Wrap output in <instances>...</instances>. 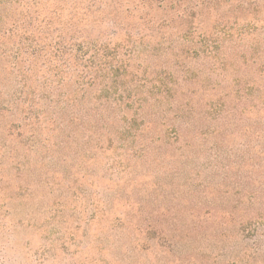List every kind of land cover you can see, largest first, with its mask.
Here are the masks:
<instances>
[{"label":"rangeland","instance_id":"rangeland-1","mask_svg":"<svg viewBox=\"0 0 264 264\" xmlns=\"http://www.w3.org/2000/svg\"><path fill=\"white\" fill-rule=\"evenodd\" d=\"M92 1L74 10L76 31L60 35L55 30L62 22L67 27L69 0H59L57 12L30 16L45 27L44 18L53 14L42 34L56 55L71 44L80 55L96 49L103 59L115 48L116 56H126L133 72L120 77L126 89L113 85L104 94L118 102L112 116L121 119L63 124L50 100L70 94L71 86L54 91L57 86L40 84L36 61L22 90L19 79L0 71V264H264V172L253 167L264 162L258 152L264 148V0L243 6L241 20L238 0H219L207 26L189 33L190 43L174 58L186 84L168 95L170 104L173 96L195 110L181 118L164 113L167 103L144 106L145 117L133 99L146 97L147 90L133 86L140 80L157 84L153 96L161 90L157 80L169 81L168 87L177 81H165L161 72L168 43L154 52L159 57H143L157 34H169L167 27L149 38L152 15L142 24L131 11L135 0ZM17 18L19 25L22 14ZM190 21L185 26L197 25ZM205 45L213 53L203 60ZM47 70V77L68 78L63 68ZM15 96L42 100L28 110L29 122L15 113ZM238 108H245L243 116ZM185 121L193 124L185 134L194 140L178 157L175 132ZM150 141V154L143 156L142 145ZM243 144L253 148L252 160L239 165Z\"/></svg>","mask_w":264,"mask_h":264},{"label":"trees","instance_id":"trees-1","mask_svg":"<svg viewBox=\"0 0 264 264\" xmlns=\"http://www.w3.org/2000/svg\"><path fill=\"white\" fill-rule=\"evenodd\" d=\"M188 1L190 2L189 4L191 6H188ZM218 1L219 0H135V2L131 3V11L135 13L137 19L140 22H143L142 24H144V22L147 20L146 18H150L149 15H152L151 19L154 22V27L151 26L149 28L154 29L152 30V32L147 33V36L149 38H153L155 36L153 32L158 28L167 27V29L169 30V34L167 35L163 34L162 32L157 34V44H153L147 49L144 48L143 57L146 62H148L150 59H155L154 57H159V54H156L154 52H157L159 48H162L163 43H168L169 46H165L166 48L163 52V56L166 58L168 66L165 68H161V72L165 73V75L167 74V77H163L165 81L168 76H175V78L177 79L176 82L171 81L173 82V87H168L169 81H166V84V82L157 80L156 82L161 85V90L157 89L158 93L155 96L152 95V90H150V88L156 87L157 84H152L153 86H149L150 84L146 80H140L138 86L133 85L135 90L139 92L147 90L146 97L133 98H137L134 102L139 103L138 106L140 111H142L143 116L147 117V114L144 113L145 110L143 109V107L147 106L148 104L162 106H164L166 103L169 104V108L165 109L164 113L171 112L173 113L174 118H181L180 113H182V115H191L195 111L193 110V108H191V106L185 107L186 105L182 104L179 101V98L175 99L173 96H171L172 103H169L170 96L168 95L176 94L177 89L181 88V84H186L185 77L184 79H182L176 75V72H179V67L177 64L178 60L174 58L181 55V45H183V47H186V45L184 44L190 43L191 40L189 37V33H194L198 26H200V28L202 26H207V14L213 10L212 8L214 3ZM254 1L255 0H238V20L242 19V16L240 14L243 6H245L246 4L247 6H251L249 4L253 3ZM59 3V0H0V71L7 69L10 74H13L16 79H19V85L21 86L22 90L23 85H25L24 76L25 74H30L32 72V62L36 61L40 62L41 65L40 69L38 70V73L41 74V76H39L40 84L48 87H53L54 85L57 86L55 87V89H52L54 91L64 86H71L72 89L70 91V94H65L63 92L64 94H61L60 98H57V100H50V103H52V105H54L55 108L58 109V111H54V114L55 112L56 114L58 113L56 115V119L61 120L63 124L68 122L69 124L75 125L76 122L84 123L85 121H89L92 118L96 119V122L103 123H108L110 120L114 119H121V116L119 114L118 116H112L120 107L119 105L115 104L118 102H116L115 100L114 104L109 103L110 101L106 100L108 97L104 94L106 92L112 91L110 89L113 87V85H116L118 89L122 87L121 91L126 89V86L124 84L125 81L122 82V78L120 77L128 78L130 75H133V72L128 70L130 65L124 61L126 56L119 54L118 56H116L115 48L112 49V51L110 50L106 57L103 59L102 52L96 49L91 50L89 54H86V52H84L83 55H80L78 53H73V51L71 50V47L73 45L71 44L69 47H65L60 51L58 50L57 54L59 53V55H56L55 49L48 48L46 42L43 39H46V36L42 34V30L46 28L49 29L48 24L51 23L50 19L53 18V14L50 13L48 19L47 16L46 18H44L45 23L43 25L45 27L37 26V18H34L30 15L36 13L46 14L49 9H51L50 12H55ZM87 3H90L92 5L94 1L69 0L68 8L70 10V13L67 18V27L63 28L62 22V26L61 24H59L58 30H55V33L60 35L62 33H65L66 30L76 31V27L78 25L73 22V20L75 19L74 10H77L81 5ZM143 3L149 5L146 6V4L144 5ZM187 8L189 10L188 13ZM139 11H141L140 14ZM21 14L23 21L21 23H18L19 25H16V20H20L17 17ZM155 15H158L157 18L155 17ZM112 19L116 25H119L117 24V22L121 20H119L117 17H113ZM190 19L194 20L197 24L193 28H191L189 25L185 26V24L191 22ZM81 20L82 24L84 20ZM92 23H94V20L92 21ZM121 24V27L124 30L126 29V27H128L123 22ZM51 32L53 31L51 30ZM82 33L85 32L82 31ZM123 35L124 38L129 36L126 32ZM208 35L209 34L206 33L203 36L206 37L205 39H207ZM144 38V36H141L140 39L143 40ZM211 53H213V51H211L210 48L205 45L204 50L200 55L203 57V60H206L209 58V56H211ZM130 54L132 59L134 53L130 52ZM50 59L54 60L51 61V64L48 63V60ZM22 63L26 65L25 68H22ZM156 65L157 64H155V66ZM81 66H83L84 71L80 73L79 68ZM47 68H50V70L53 69L52 72H57L59 68H63L66 71L68 78L66 76L63 79H61L60 77L56 78V76H52V74L47 77ZM154 69L159 68H157L156 66ZM116 72L118 73L117 76L115 75ZM188 72L189 70L186 69L183 73L185 75ZM112 76H115L116 78L113 79ZM178 78L180 79V81L178 80ZM88 89L96 92L87 93ZM24 91L26 92L27 90ZM28 93L29 92L27 91V94ZM27 94H23V96H27ZM38 96L36 97L37 100H35V102H28V100H26L25 98L21 99L20 97L16 96L14 98L13 104L15 106V113H17V115L20 114L21 118L24 117L23 119L26 122H29L31 118L30 116H28V110H31V108H33L34 106H38L36 103L39 104V100L40 102L42 101ZM81 102L86 103L85 106L82 107V111L78 109V106ZM23 103L24 105L25 103H27L25 107L22 105ZM65 110H68L67 115L61 118L60 116L65 112ZM244 111L245 108H243V110L238 108V115L243 116ZM123 114H125V112H123ZM137 115L141 116V114ZM39 118H43V116H40ZM191 126L193 128L192 123L185 121L183 122L182 127L179 128L178 132H175V138L177 139V141L175 143L174 150L177 152L178 157L184 156L186 152L192 150L191 143L194 138L189 139L185 134L186 132H188V130L192 129ZM197 133L202 135V132L200 131H198ZM150 144L151 141L147 144L142 145V149L144 150L143 156L147 157L150 154ZM251 149L253 148H251L247 144H243L241 148L242 154L238 158L239 165L240 163L246 164L252 160V155L249 153ZM161 150H158L155 154V158L158 160L162 159ZM258 152L259 155L264 158V148L259 150ZM156 156H158V158ZM243 167L244 166H242V168ZM253 167L259 169L261 172H264V162L254 163Z\"/></svg>","mask_w":264,"mask_h":264}]
</instances>
